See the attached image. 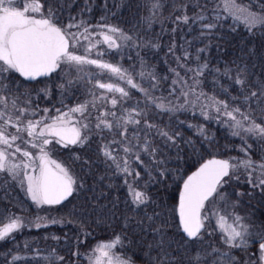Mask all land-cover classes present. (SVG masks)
<instances>
[{"label": "snow or ice", "instance_id": "6c2138e0", "mask_svg": "<svg viewBox=\"0 0 264 264\" xmlns=\"http://www.w3.org/2000/svg\"><path fill=\"white\" fill-rule=\"evenodd\" d=\"M133 6L137 15L148 14L131 29L111 22ZM154 23L161 25L159 34L148 31ZM238 25L252 37L264 36V0H0V242L16 244L15 234L27 227L72 223L39 215L27 221L12 211L23 205L12 194L16 188L37 208L76 194L84 198L81 207L115 217L120 198L109 199L104 188L124 187L128 212L119 218L121 230L94 246L89 264H264V220L240 215L239 201L223 191L244 176L264 194V65L246 45L223 66L208 55L212 47L220 51L219 42ZM165 33L167 74L161 75L146 57L159 55ZM126 50L135 51L127 54L128 67L120 63ZM209 77L212 94L204 91ZM20 78H50L51 86L27 89ZM56 92L57 104L40 106ZM189 112L239 138L234 149L242 155L203 160L201 154L196 170L181 175V162L205 146L219 147L206 123L180 119ZM164 115L167 123L156 122ZM94 137L103 174L91 158L72 151L90 147ZM57 150H69L70 163L54 159ZM178 180L174 205L150 195L153 186L167 189ZM81 232L85 239L92 235ZM19 247L8 249L0 264H77L82 255L72 251L68 259L55 248L45 254L27 242L22 255Z\"/></svg>", "mask_w": 264, "mask_h": 264}, {"label": "trees", "instance_id": "16d2710c", "mask_svg": "<svg viewBox=\"0 0 264 264\" xmlns=\"http://www.w3.org/2000/svg\"><path fill=\"white\" fill-rule=\"evenodd\" d=\"M99 3V0H97ZM133 5L140 2V0H131ZM147 12L141 11L139 15H147ZM98 18L99 12L95 14ZM139 15H137V9L133 6L131 9H125L123 14L120 16L118 20L111 21L112 23L119 24L120 27L125 29H131L133 25H135L139 20ZM164 15H167L165 12ZM165 27H170V25L166 22ZM149 33L155 32L157 34L161 31V25L158 23L153 24V28L148 30ZM169 35L165 33L163 39L161 40V50L159 51L158 56H147L149 63L155 65L156 70L161 75H165L167 65L163 63L167 57L165 56V52L167 51ZM215 43V41L213 42ZM221 45V50L217 51L215 47H212L209 50V58L213 65L220 64L222 62L229 61L234 58L236 55L238 48L241 45H246L249 48H254L256 51V56L253 57V60L258 65H264V36L258 35L256 37H252L247 34L241 26H237V32L235 34H226L224 39L219 42ZM203 46V45H199ZM127 54H131L135 56L134 50H126L125 58L120 60L125 67H128L131 64V61L127 59ZM143 55V53H141ZM212 77L208 78V82L204 85V91L212 94L214 89L211 84ZM21 82L26 86L27 89H38L44 86V82H48L49 86H51L50 78H41V82H26L21 79ZM221 83L228 85L230 82L228 80H222ZM24 88L21 89L23 91ZM231 90V89H230ZM83 92V90H82ZM136 99H140V94L136 93L133 90ZM159 95V93H157ZM235 94V93H233ZM59 95L58 92L54 93V96L50 102H53ZM167 95V92L164 93ZM86 93L81 95V99L85 98ZM223 98V97H221ZM49 100H39L38 103L42 105L43 102H48ZM127 106V105H125ZM181 120H188L191 123H206L208 130L212 133L217 141L218 148L212 147L208 148L205 146L201 148L200 153L197 154L196 158H189L187 163L181 162L183 164V168L181 170V175L184 177L192 171L202 160L199 159V156L202 154L203 159L212 155L229 158L233 156H239V152L234 149V146L239 145L241 141L239 138L234 139L228 134L227 130L222 128L220 125L216 123H208L203 121V118H195L192 113H185L180 115ZM156 122H168V116L164 115L157 118ZM186 136H192L193 133L187 129L184 130ZM195 139V137L193 136ZM249 143H252L250 140ZM99 140L98 138H93L91 141V145L85 146L83 149L74 148L72 151L77 152L83 159L91 158L92 161L95 162L94 170L98 174H103L105 171V165L101 162L102 157H98L96 150L98 148ZM200 147V145H197ZM255 147V145H254ZM60 153L55 154L58 161L64 162L65 164L70 163L68 160L69 150H59ZM252 158L254 160H258L260 158V154L258 152H253ZM198 161V162H197ZM171 167L175 168L176 165L172 164ZM73 168L78 171V165H73ZM92 181L89 180V183ZM108 181H105L107 184ZM113 183L117 185L122 184V180L120 178H115ZM181 181H177L176 184H172L169 182V186L167 189L163 187L153 186L149 192L150 195L153 196L157 201L165 202L167 205L175 204L177 194L179 191ZM228 192L227 197L230 201H239L237 208L235 209L240 215H248L252 219L264 220V194L260 193L258 190H253L251 187L245 182V177L241 176V181L238 183L236 181L230 182L223 189ZM105 192H110L109 199H115L116 197L120 198V203L117 205V208L114 210L116 212V216H109L108 213L104 209L93 210L92 208H83L81 205L85 203L83 196L77 198V195L74 194L73 197H70L68 201L65 203L53 207V206H44L43 208H37L32 204L31 201L24 199V194L20 192L19 188H16L12 193L17 197L18 200L23 201V205H18L17 207H12L16 213H20L26 216L28 221L33 220L37 215L41 217H55L63 220H70L72 223L60 225V224H50L48 227L44 228H35V227H27L22 232L15 234V242L13 244L11 242H0V257L3 256L4 253L8 251V249L15 248L18 244L19 250H23V246L25 242L29 243L32 248H39L45 254L51 249L55 248L56 251L65 256L68 259H71V252L78 250L82 255L77 257V264H84L86 262V257H84L85 252H88L93 244L97 241L110 240L113 238L114 233H118L121 230L120 216L122 213H127L128 210L125 207L123 201L127 197V189L124 187L107 189L104 188ZM244 193L242 196H237L236 193ZM89 195L91 193L89 192ZM100 203L107 204L109 208L111 205L108 203V200L101 199ZM2 207V205H0ZM131 215V213H128ZM28 229V230H27ZM81 229L86 230L87 232H91L92 235L88 236L86 239L84 238ZM58 237L59 239H52V237ZM84 240V243L81 244L79 240ZM255 247V246H254ZM253 247V249H254ZM25 250V249H24ZM26 253V252H25ZM241 256V260L244 259L242 253H238ZM16 264H25L24 261L16 262Z\"/></svg>", "mask_w": 264, "mask_h": 264}, {"label": "rangeland", "instance_id": "374dc122", "mask_svg": "<svg viewBox=\"0 0 264 264\" xmlns=\"http://www.w3.org/2000/svg\"><path fill=\"white\" fill-rule=\"evenodd\" d=\"M57 98L60 99L59 95H58ZM57 102H58V99L54 100L53 102H50V101H48V102H43L42 105L40 104V106H41V107H50L52 104H57ZM234 139H237V137H235ZM54 152H56L55 154L60 153L59 150L54 151ZM54 152H53V153H54ZM53 153H52V157H55L56 159H58L56 156L53 155ZM240 155H242V154L239 153V156H240ZM229 158H230V157H229ZM223 191H224V190H223ZM224 192H225L226 194H228V192H227L226 190H225ZM172 205H173V204L171 203V204H169L168 206H172ZM12 211H14V210L12 209ZM14 212L16 213V211H14ZM16 214H17V213H16ZM27 230H28V229H27ZM110 240H111V239H110ZM107 241H109V240H104V241H97V242H95V243L93 244V246L91 247V249H90L88 252H85L84 257H86V262H85L84 264H89L87 257H88V255L92 254V249L94 248V246H95L98 242H107ZM253 250H255V248H254ZM19 251H20V250H19ZM114 251H116V252H118V253H122V252H123V249L117 248V249H115ZM20 253H21L22 255H23V254H26V253H25V250H24V247H23V250L20 251ZM96 255H98V253H97Z\"/></svg>", "mask_w": 264, "mask_h": 264}, {"label": "water", "instance_id": "95a60500", "mask_svg": "<svg viewBox=\"0 0 264 264\" xmlns=\"http://www.w3.org/2000/svg\"><path fill=\"white\" fill-rule=\"evenodd\" d=\"M212 157H213V156H212ZM212 157H210V158H207V159H211ZM217 158H221V157H217ZM207 159H205V160H207ZM221 159H223V158H221ZM202 162H203V161H202ZM202 162H201V163H202ZM198 166H199V165H198ZM198 166H197V167H198ZM197 167H196V168H197ZM196 168H195L194 170H192V171H191L189 174H191L193 171H195V170H196ZM189 174H188V175H189ZM185 178H186V177H185ZM181 184H182V183H181Z\"/></svg>", "mask_w": 264, "mask_h": 264}]
</instances>
